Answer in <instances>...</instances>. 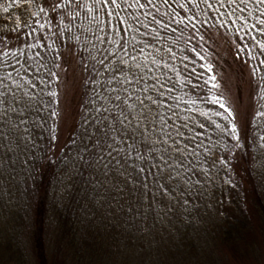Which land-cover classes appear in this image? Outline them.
<instances>
[{"label": "snow or ice", "instance_id": "6c2138e0", "mask_svg": "<svg viewBox=\"0 0 264 264\" xmlns=\"http://www.w3.org/2000/svg\"><path fill=\"white\" fill-rule=\"evenodd\" d=\"M21 3L33 19L11 29L17 33L14 43L0 38V165L21 143L35 146L34 129L48 131L49 141L58 140L57 124L50 121L61 115L56 107L59 92L40 87L60 79L54 70L60 68L57 39L75 40L87 53L81 57L87 73L84 99L76 132L66 145L72 156L66 157L65 166L70 176L74 169L82 179L87 173L100 201H122L125 212L145 204L154 210L158 203L172 200L187 206L203 195L217 164L223 171L225 161L211 158L205 143L211 142L213 125L227 131L235 147H255L251 163L264 154V135L248 130L247 124L238 128L222 97L214 96L211 102L224 111L211 115L223 116L227 125L199 110L183 84L181 94L174 95L181 73L172 63L181 41L183 51L204 59L187 44L196 39L193 32L204 40L200 30L208 25L217 31L231 26L245 48L255 41L264 54V43L258 39L264 36V0H44L47 10L44 3L33 8L37 0H0V11L9 13ZM240 51L238 47V55ZM210 80L213 88L220 87L215 75ZM186 83L191 90L201 87ZM258 87L264 100V84ZM195 113L206 119L197 120ZM256 116L264 117V112Z\"/></svg>", "mask_w": 264, "mask_h": 264}, {"label": "rangeland", "instance_id": "374dc122", "mask_svg": "<svg viewBox=\"0 0 264 264\" xmlns=\"http://www.w3.org/2000/svg\"><path fill=\"white\" fill-rule=\"evenodd\" d=\"M42 3L44 0H37L33 8L38 10ZM44 7L47 10L48 5L44 3ZM29 12L22 3L14 5L6 13L5 21L0 22V38L14 43L17 33L11 29L18 22L31 21ZM17 16L19 21L15 19ZM200 34L204 35V40L192 33L200 53L214 63L215 82L220 85L213 88V95L222 97V102L234 112L238 128L247 124L248 130L264 135V117L256 116L257 112H264V100L259 98L261 89L258 87L264 84V79L257 71L253 75L255 69L248 53V49L254 51L258 44L251 41L245 48V42L238 41V34L231 26L217 31V27L208 25L201 28ZM75 43V40H56L60 68L54 70L60 79L44 87L45 91L56 89L59 92L60 103L56 107L61 115L58 120L50 121L57 124L58 140L49 141L48 131L34 129L35 146L31 142L21 143L10 159L6 158L0 165V264H40L34 240L38 235L41 209L40 232L41 237L44 236L47 264H264V154H257L256 162L251 163L256 148L235 147L227 131L214 125L209 129L211 137L212 131L217 130L227 140L218 152L210 151L208 155L225 163L223 171L220 164L213 169L214 175L203 195L192 198L187 206L176 200L158 203L153 214L146 204L125 212L120 207L122 201L113 203L110 198L100 201L96 193L98 200L89 203L97 215L92 221L95 231H88L96 244L84 240L77 208L79 204L83 207V203L78 197L74 201L68 198L75 186L72 177L66 169L53 176L52 182L44 184L42 177L48 159H53L76 132L86 72L81 48ZM238 47L243 48L239 55ZM202 99L204 104L197 108L209 113L208 118L216 123L227 125L223 116L211 115L224 111L219 104L211 106L204 101L206 98ZM194 115L197 120L206 119L198 113ZM205 143L211 149L213 144ZM76 179L74 177V181ZM77 189L81 192L83 186ZM53 199L63 204L66 212L64 207L61 213L57 212ZM67 199L70 207L64 203ZM129 206L123 205L124 208ZM136 211L146 215L141 219L144 226L139 227L138 236H134L139 241L135 250L129 244L128 226L131 218H138L136 214L132 216ZM148 226L155 230L148 233Z\"/></svg>", "mask_w": 264, "mask_h": 264}, {"label": "trees", "instance_id": "16d2710c", "mask_svg": "<svg viewBox=\"0 0 264 264\" xmlns=\"http://www.w3.org/2000/svg\"><path fill=\"white\" fill-rule=\"evenodd\" d=\"M5 19H6V13H3L2 11H0V22L5 21ZM249 22L251 23V19L249 20ZM235 28H239V26H236ZM73 31L75 32V28L73 29ZM177 35H179V33H177ZM188 35H189L188 31H186L185 36L187 37ZM171 38L172 37H169V39H171ZM83 39H84V37L82 34L81 35V41ZM258 39L262 43H264V36H258ZM75 44L80 46V48H81V43L77 42ZM193 47H196L197 52H199V53L202 52L200 50V47H198V41L196 39H192L187 44V48L189 50L192 49ZM184 48H185V44L183 41H181V43L177 46V48L174 49V51L176 52L177 58L175 60H173L172 63L176 66V68L181 73V75L179 77V80L181 83L176 85L177 92L174 93V95L181 94L180 93V87H181V84H183L184 85L183 91L189 92L191 94V98L197 100L196 107H199V105L204 104L202 98H206L204 101H206L211 106L215 105L211 102L214 95H213V87H212L213 82L210 80V77L214 75V72H213L214 63L210 59L208 60V59L204 58L203 60H201L199 58V56L196 55V53L191 52V51H183ZM202 49H203V47H202ZM248 53L251 54V62H252L254 69L264 79V64L260 63L261 60H264V54H262L261 49L259 48V45L257 46V48L254 49V51H252V48L248 49ZM81 54H82V56L87 55V53L82 52V50H81ZM200 55L203 56V54H201V53H200ZM185 56H187L188 59L182 61V58ZM165 58L169 59L168 56H165ZM85 62H83V65ZM184 64H187L186 70L184 68ZM209 64L212 66L211 70H208V68H207V65H209ZM201 65H204V67H201ZM193 69L195 71H193ZM170 75H172L174 79L176 78L175 73H170ZM86 76H87V73L85 75V78H86ZM198 76H199V78H197ZM45 78L47 79V77H45ZM186 80H190L192 83H197L201 87H199L195 90H191L190 85L186 83ZM205 81H208V83H205ZM45 86L46 85H40L41 88H44ZM84 92H85V87H84V83H83L82 94H84ZM187 98L188 97H185V99H187ZM181 107L182 108L184 107L183 103H181ZM212 135L213 136L211 137V142L207 141V143L210 146H211V144H213L211 149H210L212 152H218V148L220 146L225 145V141L227 140V138L225 139L224 136L222 134H220L217 130L216 131L213 130ZM66 145L63 147L64 148L63 152H61V149H60L59 152H57V154L55 156H52L53 159H48V164L45 166V168L43 170V176H42L43 178H45L44 181H46L44 184H46L48 182H52L51 179L53 178V176L58 174L61 170L66 169V171L69 173V170L65 166V159H66V157L72 156V151ZM213 155H215V154L213 153ZM72 173L73 174L71 175V177L73 179L75 186L73 188L74 190H72L70 192V195L68 198L71 197L73 199L72 201H74L78 197L79 202L83 203V207H80V204L77 206V208L80 209V211H79L80 215H79L78 220L80 222H82V229L80 230V232L83 235L84 240L86 239V242L92 241L95 243V240H93L94 237H91L90 234L95 231V229H94L95 225L94 224L92 225V221L95 219V217L97 215L94 212L91 205H89V203L92 204V203L96 202L95 200H98V199H95L96 192L92 188V186L88 183V180H87L88 174L87 173L84 174L83 179L79 175L78 170L74 169V170H72ZM74 177H77V179L75 181H74ZM79 185L83 186V190L81 192L79 191L80 188L77 189V187ZM77 193H79L78 196H77ZM53 201L54 202H52V204H53V206L57 212H60V210L63 207H64V212H66L65 206H63V204H60L55 199H53ZM69 201L70 200L67 199L66 201H64V203L68 204ZM70 205L68 204L67 206L70 207ZM147 210H149V209H147ZM137 212L138 211H136L135 213H132V216L136 217V215H137L138 218L137 219L131 218V225L128 226V229H129L128 231L130 233L129 244L131 246H133L132 249H135V250L137 248V244L139 243V241L134 236H138L137 233H139V227L144 226V224L142 225V223H141V219L145 218L144 216L146 215V214H143V212H140L139 214ZM149 212H151L153 214L156 213L155 210H151ZM41 213H42V209L39 212L40 221L37 222V230H36V233L38 232V235L36 236V238L34 240V246H35L37 253H38L37 255H38L39 263L40 264H47V262H46L47 258H46V254L44 251L45 250L44 236L41 237V232H40L41 228H42L41 227V219H42ZM60 215H61L60 219L62 221L61 224L64 225V223H65L64 217L62 216V214H60ZM146 230L149 233V231L152 232V230H155V228L153 229L152 227L148 226ZM88 231H91V233ZM88 238L90 240H88ZM95 239H96V237H95ZM141 239H143V238H141ZM148 242L150 243V242H152V240H149ZM137 255H138V253H137ZM132 257L134 258V256H132Z\"/></svg>", "mask_w": 264, "mask_h": 264}]
</instances>
